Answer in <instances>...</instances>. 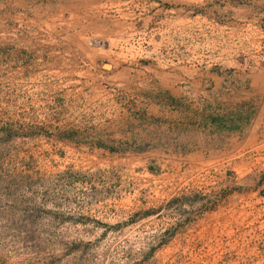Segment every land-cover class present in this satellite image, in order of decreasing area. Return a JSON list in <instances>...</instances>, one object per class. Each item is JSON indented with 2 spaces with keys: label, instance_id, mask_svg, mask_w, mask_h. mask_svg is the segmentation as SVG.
<instances>
[{
  "label": "rangeland",
  "instance_id": "obj_1",
  "mask_svg": "<svg viewBox=\"0 0 264 264\" xmlns=\"http://www.w3.org/2000/svg\"><path fill=\"white\" fill-rule=\"evenodd\" d=\"M264 0H0V264H264Z\"/></svg>",
  "mask_w": 264,
  "mask_h": 264
},
{
  "label": "crops",
  "instance_id": "obj_2",
  "mask_svg": "<svg viewBox=\"0 0 264 264\" xmlns=\"http://www.w3.org/2000/svg\"><path fill=\"white\" fill-rule=\"evenodd\" d=\"M259 83H262L264 84V68H263V72L262 71H259Z\"/></svg>",
  "mask_w": 264,
  "mask_h": 264
}]
</instances>
